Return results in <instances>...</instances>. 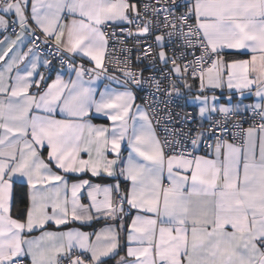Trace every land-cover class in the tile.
Wrapping results in <instances>:
<instances>
[{
  "label": "snow or ice",
  "instance_id": "6c2138e0",
  "mask_svg": "<svg viewBox=\"0 0 264 264\" xmlns=\"http://www.w3.org/2000/svg\"><path fill=\"white\" fill-rule=\"evenodd\" d=\"M109 262L264 264V0H0V264Z\"/></svg>",
  "mask_w": 264,
  "mask_h": 264
},
{
  "label": "crops",
  "instance_id": "0c3cea01",
  "mask_svg": "<svg viewBox=\"0 0 264 264\" xmlns=\"http://www.w3.org/2000/svg\"><path fill=\"white\" fill-rule=\"evenodd\" d=\"M11 19V18H10ZM26 47V46H25ZM230 52H235L236 50H229ZM241 51H246V50H241ZM239 58H241V59H244V58H248V57H239ZM104 83H107V81H105ZM115 86V85H114ZM99 87H103V84H100L99 85ZM221 91H223V94H224V98H222L221 99V103L223 104V103H226V97L229 95V93H228V91H227V89L225 88V89H223V90H221V89H217L216 90V95L217 96H220V94H221ZM191 95H196V93L195 92H193ZM209 95H211V93H209ZM236 101H235V99L233 100V103H235ZM252 102V100L251 99H249V100H246L245 101V103H251ZM137 103H140L139 101H137ZM92 122L94 123V124H97V125H100V124H110V121H108L106 118H103V117H99V118H96V117H94L93 119H92ZM200 155H205L206 153L205 152H201V153H199ZM45 155H46V153H45ZM86 158V157H85ZM17 186H19V185H17ZM23 194L25 195V197H26V205H27V203H28V199H27V197H28V190H27V188L25 187L23 190ZM84 202H87L86 200L84 201ZM16 209H14L13 208V211H12V214H13V216H15L16 215ZM193 212H195V211H197L195 208H193V210H192ZM80 225L79 224H69V227H79ZM99 225H97V227H98ZM46 230H48V231H64L65 229L63 228V227H57V226H55L54 224H50L48 227H47V229ZM85 230H88V229H85ZM41 233H40V231H34V232H32L30 235L31 236H33V237H35V236H39ZM109 264H112V263H109Z\"/></svg>",
  "mask_w": 264,
  "mask_h": 264
},
{
  "label": "built area",
  "instance_id": "2783aa9c",
  "mask_svg": "<svg viewBox=\"0 0 264 264\" xmlns=\"http://www.w3.org/2000/svg\"><path fill=\"white\" fill-rule=\"evenodd\" d=\"M141 2H144V0H141ZM129 43L131 44V41H129ZM134 57H135V53H133V58H134ZM85 63H86V61H85ZM139 102H140V101H139ZM181 104H183L182 101H181ZM193 111H194V109H193V107L190 106V105H188V106H184V107H183V112H193ZM176 112H181V108H180V107H177V108L175 109V111H174V113H173L174 116H175V113H176ZM183 112H181V115L183 114ZM175 118H176L177 121L180 119L179 116H176ZM250 124H251V120H249L248 123H245V124L243 125V127L246 129ZM179 126H180V125L177 123V124H176V127H179ZM205 127H207V124H206V123H205ZM158 131H159V134L161 135V137H163V135H164V133H163V129L160 128V129H158ZM228 139L231 140V136H229ZM201 152H205V151L202 150ZM201 152H200V153H201Z\"/></svg>",
  "mask_w": 264,
  "mask_h": 264
},
{
  "label": "trees",
  "instance_id": "16d2710c",
  "mask_svg": "<svg viewBox=\"0 0 264 264\" xmlns=\"http://www.w3.org/2000/svg\"><path fill=\"white\" fill-rule=\"evenodd\" d=\"M191 106V105H190ZM193 107V106H192ZM194 109V107H193ZM17 193L18 195L22 194L24 196V205H26V197L25 195L23 194V191L19 188V186H17ZM18 207H21V205H17V207H14V209L17 210ZM109 263H112V262H109Z\"/></svg>",
  "mask_w": 264,
  "mask_h": 264
}]
</instances>
